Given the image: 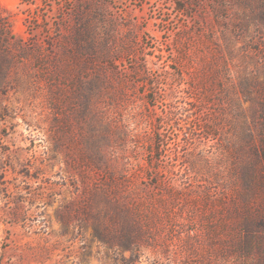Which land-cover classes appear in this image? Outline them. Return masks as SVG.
Returning <instances> with one entry per match:
<instances>
[{
  "label": "rangeland",
  "instance_id": "374dc122",
  "mask_svg": "<svg viewBox=\"0 0 264 264\" xmlns=\"http://www.w3.org/2000/svg\"><path fill=\"white\" fill-rule=\"evenodd\" d=\"M261 102L264 0H0V264H264L207 195L254 159ZM103 182L154 214L135 263L94 237Z\"/></svg>",
  "mask_w": 264,
  "mask_h": 264
},
{
  "label": "trees",
  "instance_id": "16d2710c",
  "mask_svg": "<svg viewBox=\"0 0 264 264\" xmlns=\"http://www.w3.org/2000/svg\"><path fill=\"white\" fill-rule=\"evenodd\" d=\"M242 93L247 97L251 92L242 90ZM194 102L199 105L204 104L198 99ZM258 107L259 109L252 114L251 120L256 132L248 131V128L241 130L245 137L238 147H233L237 154L240 152L242 154L253 153L254 159L246 167L247 169L244 168L242 172L241 169L239 170L240 175L231 186H221L217 189L218 193L216 191L207 194L210 198L208 201L213 203L218 200L224 205L222 208L224 212L221 216L214 217L215 213L212 212L210 219L220 220L219 228L224 233L225 241H227L225 243L232 247L236 246L237 251L244 257L252 250V244L256 241L255 233L264 232V182H255L261 179L264 173V103H259ZM237 110V115L241 116L238 108ZM196 113L199 114V111H195V115ZM256 118H258L257 121ZM256 134L258 137L255 139ZM160 142L158 140V144ZM99 185V190L95 189L90 195L92 200L87 202L88 216L94 222V237L130 252L128 261L135 263L140 258L141 243L147 239L146 235L154 226V214L147 212L148 208L144 206L122 201L126 182H103ZM161 199L160 207H162L163 214L170 217L171 221L187 210L185 203L169 194L167 198L161 197ZM198 200H203V198ZM216 232L218 231H212L215 234ZM229 236L235 237L227 240ZM187 238L191 239V235ZM210 241L213 242L214 238H210Z\"/></svg>",
  "mask_w": 264,
  "mask_h": 264
}]
</instances>
